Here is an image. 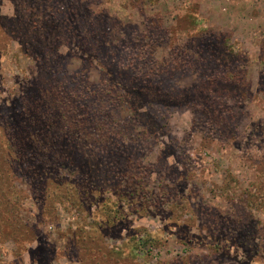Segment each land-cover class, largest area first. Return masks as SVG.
<instances>
[{"label":"rangeland","instance_id":"374dc122","mask_svg":"<svg viewBox=\"0 0 264 264\" xmlns=\"http://www.w3.org/2000/svg\"><path fill=\"white\" fill-rule=\"evenodd\" d=\"M64 81L71 117L88 119L96 163L115 164H100L104 175L150 204L130 211L118 201L125 190L107 189L128 214L96 232L91 200L71 197L73 183L47 186L5 139L0 264H264V0H0V138L11 128L32 134L33 115L59 101L50 91ZM117 85L145 91L144 118L114 98ZM73 163L61 174L75 182ZM24 225L34 228L29 240ZM96 233L108 250L127 248L103 254Z\"/></svg>","mask_w":264,"mask_h":264},{"label":"trees","instance_id":"16d2710c","mask_svg":"<svg viewBox=\"0 0 264 264\" xmlns=\"http://www.w3.org/2000/svg\"><path fill=\"white\" fill-rule=\"evenodd\" d=\"M9 36V35H8ZM57 74V73H56ZM139 82V86H142L143 83ZM66 81L64 83L62 82L59 85V90L55 91L56 93L50 91V97L51 101H53L54 97L51 96L56 94L55 98L58 97V102L53 103V107L51 103H48L43 106V112L40 114L35 112L33 116H37V122H35V126L32 127L31 132H26L24 127L19 128H11L9 130H5L6 132L3 135V138H0V148L3 149L1 151L6 150V147L3 144V140H9L12 141V148L14 150H17L18 153H21V160H29L30 164L32 165L26 170H31L30 173H34L38 176H40V180L45 179L47 186L56 185L58 188H61V186L65 184H74V189L70 190V194L72 195L74 199H77V197L83 196L81 198L82 205L85 204V200L90 199V206L87 208L88 214L91 213L94 215V218H96L95 223L97 224L95 226V231L97 232L99 229H101L102 234L104 230H109L112 227L118 228L119 225L117 223L122 221L126 218L127 214L126 210L121 206L119 202H117V206L111 205L110 203V197H106L105 193L109 192L107 189H110V192L114 194L113 196H119L121 193L124 192V195L119 198L118 201L122 200L124 202L126 199L129 200V206L130 211L133 208L138 207L139 202H145L146 204H150V200L145 198L144 195H140L141 190H134L130 189V185L124 184V178L120 177L119 179L111 176V179L108 178V176H105L104 169L101 167L100 164L106 162L108 165H115L114 163H111L106 160H102L99 158V163H96V157L94 150L92 148L93 143L90 140H87L84 138V133H88V119L86 117L80 116L77 118L75 115L72 118L70 111L73 112V102L70 93L67 98V94L62 91V88L65 87ZM116 86L117 93H115L114 98L117 100H130L132 102V106H134V110L136 113L139 114L140 117L144 118L145 112L142 109L143 103H141V99L145 97V91L141 87H134L131 88H121ZM56 89V88H55ZM53 91V90H52ZM201 92L195 93L188 92V96L191 98H198L201 97ZM196 96H195V95ZM139 97H137V96ZM165 96L164 101L167 104H170L172 101L173 95L164 94L162 93L161 96ZM188 97V98H190ZM47 101V100H46ZM198 101V100H196ZM201 104L205 106L208 109V111L214 109L211 104H209L205 99H202L200 101ZM44 104V103H43ZM42 105V104H41ZM36 108L38 107L35 106ZM41 107V106H40ZM39 107V108H40ZM205 109V108H204ZM97 110V109H96ZM98 111V110H97ZM94 111V112H97ZM28 118V114L25 113L24 118ZM24 118L19 119L18 117V124L20 122L26 124V120L24 121ZM91 118V115H90ZM4 119V118H3ZM28 120V119H27ZM6 123H9L8 120H5ZM100 125L102 126V121H99ZM15 127V126H13ZM22 128V129H21ZM3 129H8L7 126ZM106 134V133H105ZM6 135V137H5ZM25 135V137H24ZM146 133L143 135L145 137ZM25 139V140H24ZM119 148L121 151L119 152L120 155L126 156V162L130 160V147L129 145H124V142H121ZM82 153L83 158L78 161V157H76L74 154ZM110 153V152H109ZM36 159V160H35ZM38 159V160H37ZM132 160V159H131ZM78 161V163H77ZM23 162V161H21ZM20 161L17 163L18 165L21 163ZM75 163L77 168H79V176L75 179V182L73 181L74 178H70L67 175L61 174V170L63 166L69 164L71 166L72 163ZM135 163V160H132V163ZM73 163V166H74ZM123 163V162H122ZM106 168H110V166H105ZM121 167V166H120ZM118 169V168H117ZM53 175L51 177L50 175ZM113 177V178H112ZM131 179V178H130ZM135 179V178H133ZM73 181V182H70ZM3 180L0 179V189L4 190V187L6 188L1 194H0V206H4L3 202H7L10 200L8 198V188L7 185L3 184ZM8 184V182H7ZM129 190V191H128ZM144 192V191H143ZM123 198V199H122ZM141 198V199H140ZM165 196L160 197V201L165 200ZM109 199L107 202L102 203V200ZM132 199V202H131ZM140 199V200H139ZM138 200V201H137ZM87 202V201H86ZM164 204L166 201H162ZM80 203V204H81ZM51 205V204H50ZM92 205H96L95 211L92 209ZM170 207V206H169ZM45 209V208H44ZM91 209V210H90ZM170 209V208H169ZM166 210V215H168V210ZM0 224H3L7 222L10 218L9 217H2L0 213ZM102 218L101 220H98L97 218ZM7 220V221H5ZM243 221V220H242ZM250 222V221H249ZM249 224V223H248ZM10 226V225H9ZM26 227V230H24L21 233V238L29 240L28 238L34 236V228L32 227L30 230L27 225H24ZM121 227V222H120ZM137 233L135 234V236ZM95 237V240H92L91 243L95 242L98 246V250L101 251L103 254L110 253V250L112 248L116 249L115 252L121 253L123 249L127 248L124 247L122 244L114 247L112 246L110 250L107 248V243L101 239V237L96 233L92 238ZM150 237V235L147 236V238ZM140 240V239H139ZM147 240V239H146ZM28 242V241H26ZM22 244H24L22 242ZM53 248V247H52ZM54 249V248H53ZM131 250V247L129 246V251ZM46 250L44 249V254ZM31 252L37 254V250H32ZM87 255L85 252L80 253V256L86 258L85 260H88ZM82 257V258H83ZM42 262H39L38 264H49V258L45 260V258H41ZM81 261V259L79 258ZM100 261L97 259V263ZM112 262L116 263L115 260Z\"/></svg>","mask_w":264,"mask_h":264}]
</instances>
